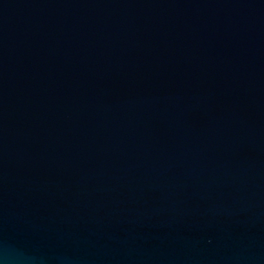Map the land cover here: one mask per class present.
I'll return each instance as SVG.
<instances>
[{
  "label": "water",
  "instance_id": "95a60500",
  "mask_svg": "<svg viewBox=\"0 0 264 264\" xmlns=\"http://www.w3.org/2000/svg\"><path fill=\"white\" fill-rule=\"evenodd\" d=\"M0 264H264V0H0Z\"/></svg>",
  "mask_w": 264,
  "mask_h": 264
}]
</instances>
